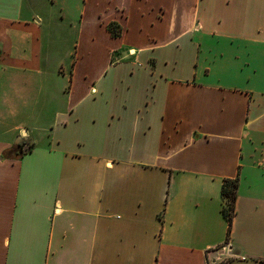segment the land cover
Returning a JSON list of instances; mask_svg holds the SVG:
<instances>
[{
    "label": "crops",
    "instance_id": "obj_1",
    "mask_svg": "<svg viewBox=\"0 0 264 264\" xmlns=\"http://www.w3.org/2000/svg\"><path fill=\"white\" fill-rule=\"evenodd\" d=\"M12 98L0 264H264V0H0Z\"/></svg>",
    "mask_w": 264,
    "mask_h": 264
},
{
    "label": "rangeland",
    "instance_id": "obj_2",
    "mask_svg": "<svg viewBox=\"0 0 264 264\" xmlns=\"http://www.w3.org/2000/svg\"><path fill=\"white\" fill-rule=\"evenodd\" d=\"M69 40L67 41V44H65V52L68 57H66L65 61H71L72 58V50L74 47V39H75V33L71 30V33L69 34ZM58 44V43H57ZM64 45L61 46L63 48ZM60 47V43L56 45V55L58 57H61V54H58V48ZM70 50V55H68V52ZM65 55V56H66ZM18 104L17 100L15 98H12L11 100L2 101L0 100V126L2 127H12L16 125L17 122L24 121L28 116L36 113L35 109L36 107L38 110L41 109L42 103L36 102L35 106L33 107V103L28 102L23 108L16 110V105ZM48 112V111H46Z\"/></svg>",
    "mask_w": 264,
    "mask_h": 264
},
{
    "label": "trees",
    "instance_id": "obj_3",
    "mask_svg": "<svg viewBox=\"0 0 264 264\" xmlns=\"http://www.w3.org/2000/svg\"><path fill=\"white\" fill-rule=\"evenodd\" d=\"M111 31L117 35L119 33L118 28L113 25L110 26ZM238 190V178H226L222 185V194L224 196L223 214L229 221V231L232 225V219L235 213V200L237 198ZM229 238V235H228Z\"/></svg>",
    "mask_w": 264,
    "mask_h": 264
}]
</instances>
